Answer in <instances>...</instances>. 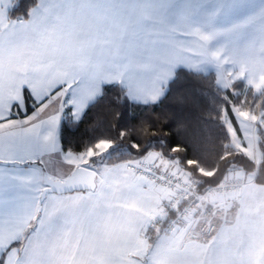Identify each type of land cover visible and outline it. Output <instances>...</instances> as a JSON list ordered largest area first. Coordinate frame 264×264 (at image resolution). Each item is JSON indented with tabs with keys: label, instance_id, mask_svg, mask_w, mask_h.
Wrapping results in <instances>:
<instances>
[{
	"label": "snow or ice",
	"instance_id": "6c2138e0",
	"mask_svg": "<svg viewBox=\"0 0 264 264\" xmlns=\"http://www.w3.org/2000/svg\"><path fill=\"white\" fill-rule=\"evenodd\" d=\"M96 108L125 129L66 148ZM0 264H264V0H0Z\"/></svg>",
	"mask_w": 264,
	"mask_h": 264
},
{
	"label": "trees",
	"instance_id": "16d2710c",
	"mask_svg": "<svg viewBox=\"0 0 264 264\" xmlns=\"http://www.w3.org/2000/svg\"><path fill=\"white\" fill-rule=\"evenodd\" d=\"M38 1L36 0L37 3ZM25 2L31 3L32 0H25ZM16 15H22V12H17ZM238 86L243 88V82H238ZM172 88L173 95L179 94L187 97L186 110L183 112V115L188 121L195 125L197 118H207L209 110L213 107L212 94L215 92L214 72L203 76L181 75ZM129 111L134 112L136 110L129 109ZM65 120H67V117H65ZM134 123L136 121L129 119L127 127H130ZM201 126L207 132V126ZM61 127L64 146L75 151L82 148L90 139L98 135L100 130L107 128L109 129V134L115 136L119 131L124 130L126 125L120 123L107 109L96 108L89 111L78 126L65 127L62 122ZM162 134L171 141L173 147L177 144L182 145L185 140L184 130L178 123L172 124L171 128H162ZM150 136L151 132H149L148 138ZM156 150L160 149L157 148Z\"/></svg>",
	"mask_w": 264,
	"mask_h": 264
},
{
	"label": "crops",
	"instance_id": "0c3cea01",
	"mask_svg": "<svg viewBox=\"0 0 264 264\" xmlns=\"http://www.w3.org/2000/svg\"><path fill=\"white\" fill-rule=\"evenodd\" d=\"M259 195H260L259 193H253V192H250V193H247L246 194L245 199H246V201H247V203H248V205L250 207H252V208H255L256 207V204H257ZM249 220H250V223H251L252 221L255 220V217L254 216H250L249 217Z\"/></svg>",
	"mask_w": 264,
	"mask_h": 264
},
{
	"label": "rangeland",
	"instance_id": "374dc122",
	"mask_svg": "<svg viewBox=\"0 0 264 264\" xmlns=\"http://www.w3.org/2000/svg\"><path fill=\"white\" fill-rule=\"evenodd\" d=\"M63 168L66 171L68 169V166L67 165H64Z\"/></svg>",
	"mask_w": 264,
	"mask_h": 264
},
{
	"label": "built area",
	"instance_id": "2783aa9c",
	"mask_svg": "<svg viewBox=\"0 0 264 264\" xmlns=\"http://www.w3.org/2000/svg\"><path fill=\"white\" fill-rule=\"evenodd\" d=\"M213 187H214V185H213Z\"/></svg>",
	"mask_w": 264,
	"mask_h": 264
}]
</instances>
